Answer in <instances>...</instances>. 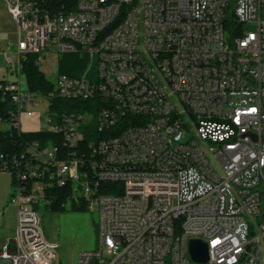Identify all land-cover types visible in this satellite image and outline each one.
Wrapping results in <instances>:
<instances>
[{
  "label": "built area",
  "instance_id": "obj_1",
  "mask_svg": "<svg viewBox=\"0 0 264 264\" xmlns=\"http://www.w3.org/2000/svg\"><path fill=\"white\" fill-rule=\"evenodd\" d=\"M2 1L16 25L9 48L16 47L17 60L4 54L16 76L4 86L15 127L21 129L23 115L41 121L32 108L44 99L22 86L21 60L37 54L41 67L49 55L58 61L61 54L84 52L87 81L57 74V95L100 98L99 130L113 133L100 140L108 163L92 170L100 182L120 184L119 195L99 194L79 171L83 161H58L52 147L27 151L44 153L48 170L62 167L57 184L72 183L74 201L99 216L98 247L80 252L78 264H189L179 250L185 206L196 216L192 234L221 235V245L208 250L214 264H264V0H172V6L165 0H83L67 14L48 12L41 0ZM104 5H112L105 17L115 21L114 29L99 26ZM246 25L255 29L241 39ZM190 31H197V40H190ZM244 45H253L251 55H242ZM172 52L183 54L182 83H171ZM144 79L152 86L144 87ZM116 104L125 114L116 113ZM141 118H150L151 128H142ZM90 119L53 112L46 131H69L67 144L74 146ZM132 164H140L141 173H132ZM25 169L34 184L30 197L9 198L17 226L14 243L0 250V264H58L59 245L45 237L39 214L47 184L32 174L31 162ZM197 194L217 195V203L193 206ZM214 204L223 205V215L214 216Z\"/></svg>",
  "mask_w": 264,
  "mask_h": 264
},
{
  "label": "trees",
  "instance_id": "obj_2",
  "mask_svg": "<svg viewBox=\"0 0 264 264\" xmlns=\"http://www.w3.org/2000/svg\"><path fill=\"white\" fill-rule=\"evenodd\" d=\"M43 7L52 14H67L76 11L78 0H41ZM37 54H27L21 60V76L26 84V89L48 100V113H65L67 111L87 113L90 115L88 125L82 128V138L74 139V146H70V139L63 133H51L46 130L39 132H23L13 124L11 112L14 105L10 93L4 90L7 81L0 79V123H10L9 130H0V172H6L11 176V194L17 188L24 195L30 194V188L34 184V179H27L25 165L31 162L32 174L42 177L40 180L46 183L45 206L52 213H63L67 205L71 203V210L74 212L86 213L89 211L86 202L74 201V186L67 183L60 186L57 175V167L49 169L42 166L44 155L34 153L30 155L27 151L55 148L57 150L56 159L58 161H83L79 171L89 176L88 181L95 187L101 195H119L122 193V186L113 181L100 182L96 173L92 170L95 163H105V156L100 151V141L106 138L108 131L99 130L98 108L101 104L100 98H95L90 102L84 100L67 101L58 97L54 82L50 81L37 65ZM89 63V56L84 52L61 54L57 61V74L71 78L84 75ZM50 95L53 99L49 98ZM96 149H99V153ZM37 180V179H35ZM39 180V179H38ZM97 182L99 183L98 186ZM25 186L26 188H21Z\"/></svg>",
  "mask_w": 264,
  "mask_h": 264
},
{
  "label": "rangeland",
  "instance_id": "obj_3",
  "mask_svg": "<svg viewBox=\"0 0 264 264\" xmlns=\"http://www.w3.org/2000/svg\"><path fill=\"white\" fill-rule=\"evenodd\" d=\"M255 29L254 25H246V31ZM9 33L0 35V45L10 53L11 58L16 61L15 55L16 47L8 48L7 45L13 41ZM41 71L52 82L57 79V58L49 55L41 66ZM6 67L5 61L0 58V79H10L14 81L15 75ZM5 78H4V77ZM22 86L25 88L26 84L22 79ZM35 114H40L42 120L38 121L37 117L34 119L28 118L26 115L22 116L21 129L23 132H39L47 129L48 103L44 99H40L38 107L32 108ZM10 123H0V130H9ZM220 171V170H219ZM39 214L41 218V227L45 237L49 242L59 245L57 251L58 264H78V254L83 251H95L98 247L97 243V226L99 223V216L96 212L88 211L86 213L74 212L71 210V203L67 205V209L63 213H52L45 204L40 203Z\"/></svg>",
  "mask_w": 264,
  "mask_h": 264
},
{
  "label": "bare ground",
  "instance_id": "obj_4",
  "mask_svg": "<svg viewBox=\"0 0 264 264\" xmlns=\"http://www.w3.org/2000/svg\"><path fill=\"white\" fill-rule=\"evenodd\" d=\"M118 2H128V0H118ZM78 4H83V0H78ZM165 6H172V0H165ZM105 14H112V5L102 6V10H98L99 26L102 29H114L115 21L108 20ZM241 39H249V31L241 29ZM190 40H197V31H190ZM253 53V45H244L242 48V55H251ZM170 62H173V74L171 75V83H182V63L183 54L180 52L170 53ZM80 81H87V73L80 77ZM152 79H144V87H151ZM75 101V100H74ZM116 113L125 114V107L123 104H116ZM142 128H151L150 118H141ZM70 139L69 131H60ZM100 151L105 156V163H108V152H106V143H100ZM44 155V153H42ZM76 161L70 162L74 163ZM149 172H156V165H149ZM132 173H141L140 164H132ZM34 174V173H33ZM57 175L62 178L63 168L57 167ZM104 181H113L112 178H104ZM14 195L18 197H30L24 195L20 188H17ZM206 203H217V195L197 194L193 197V206H205ZM223 215V205L214 204V216ZM145 218H152V211H145ZM185 221L182 222L181 239H179V250L182 251V258H185L189 264H201L193 262L188 254V243L190 240H201L208 246V250L217 249L221 245V235H214L213 237L203 235V233L192 234L195 230L196 216L192 211V206H185ZM197 223H205V216H197ZM204 264H214V255H208V261Z\"/></svg>",
  "mask_w": 264,
  "mask_h": 264
},
{
  "label": "crops",
  "instance_id": "obj_5",
  "mask_svg": "<svg viewBox=\"0 0 264 264\" xmlns=\"http://www.w3.org/2000/svg\"><path fill=\"white\" fill-rule=\"evenodd\" d=\"M3 33H9L11 37L14 38L13 41H15L16 25L9 15L3 1L0 0V35ZM12 43L13 42L9 43L7 47L9 48V45ZM5 52L8 51L0 45V58L6 63L4 56ZM7 66L6 64V67ZM5 81L12 82L10 79L6 80V78ZM10 194L11 176L6 172H0V250L8 244L11 245L14 243L17 226V210L9 204Z\"/></svg>",
  "mask_w": 264,
  "mask_h": 264
},
{
  "label": "water",
  "instance_id": "obj_6",
  "mask_svg": "<svg viewBox=\"0 0 264 264\" xmlns=\"http://www.w3.org/2000/svg\"><path fill=\"white\" fill-rule=\"evenodd\" d=\"M188 254L193 262L204 264L208 261V246L201 240H190Z\"/></svg>",
  "mask_w": 264,
  "mask_h": 264
}]
</instances>
